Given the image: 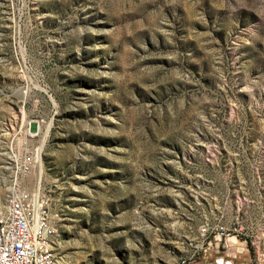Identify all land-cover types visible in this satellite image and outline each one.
Segmentation results:
<instances>
[{"label": "rangeland", "instance_id": "obj_1", "mask_svg": "<svg viewBox=\"0 0 264 264\" xmlns=\"http://www.w3.org/2000/svg\"><path fill=\"white\" fill-rule=\"evenodd\" d=\"M13 186L54 264H264V0H0Z\"/></svg>", "mask_w": 264, "mask_h": 264}, {"label": "built area", "instance_id": "obj_2", "mask_svg": "<svg viewBox=\"0 0 264 264\" xmlns=\"http://www.w3.org/2000/svg\"><path fill=\"white\" fill-rule=\"evenodd\" d=\"M43 201L36 200L33 193L27 195L15 187L11 189L5 209L0 210V264H54L55 227ZM205 232L206 229L201 250L212 247L221 238L226 241L222 225H215L211 236ZM191 254L180 257L176 264H193Z\"/></svg>", "mask_w": 264, "mask_h": 264}, {"label": "bare ground", "instance_id": "obj_3", "mask_svg": "<svg viewBox=\"0 0 264 264\" xmlns=\"http://www.w3.org/2000/svg\"><path fill=\"white\" fill-rule=\"evenodd\" d=\"M13 187H14V186H13ZM13 187H12V188H13ZM12 188H11V189H12ZM48 209H49V207H48Z\"/></svg>", "mask_w": 264, "mask_h": 264}]
</instances>
